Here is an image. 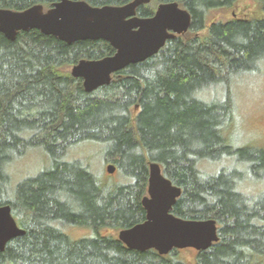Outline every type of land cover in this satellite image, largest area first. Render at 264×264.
I'll use <instances>...</instances> for the list:
<instances>
[{"label":"trees","instance_id":"16d2710c","mask_svg":"<svg viewBox=\"0 0 264 264\" xmlns=\"http://www.w3.org/2000/svg\"><path fill=\"white\" fill-rule=\"evenodd\" d=\"M55 1L0 0V7L47 9ZM169 1L189 10V29L90 93L68 69L82 58L113 54L107 41L66 43L36 29L13 40L0 33V205L8 204L25 230L0 251V264H183L176 249L163 256L131 250L112 233L145 219L140 200L150 161L181 188L174 215L217 222L219 240L198 251L196 264H264V191H242L264 167V150L227 144L232 90L216 94L264 61V0H251L248 12L241 11L242 0H150L137 14L151 16ZM214 8L230 16L206 28ZM82 142L103 149L116 180H102L85 158L67 159ZM35 147L49 157L48 166L11 186L7 166ZM230 158L238 166H215ZM64 224L90 233L74 239Z\"/></svg>","mask_w":264,"mask_h":264},{"label":"water","instance_id":"95a60500","mask_svg":"<svg viewBox=\"0 0 264 264\" xmlns=\"http://www.w3.org/2000/svg\"><path fill=\"white\" fill-rule=\"evenodd\" d=\"M149 1L93 6L85 0H57L47 9L39 3L22 10L0 7V33L13 40L20 31L36 29L66 43L107 41L115 50L113 54L97 59L82 58L70 69L71 76L80 78L83 90L90 93L109 84L116 72L157 54L169 39L189 29L191 13L176 1L159 3L151 16L138 15L137 8ZM115 170L114 164L106 165L108 173ZM146 193L140 200L145 219L117 233V239L126 248L153 249L163 256L174 249L206 251L218 242L215 219H188L171 212L181 188L163 174L155 161L148 163ZM24 233L11 207L0 205V251L11 239Z\"/></svg>","mask_w":264,"mask_h":264},{"label":"rangeland","instance_id":"374dc122","mask_svg":"<svg viewBox=\"0 0 264 264\" xmlns=\"http://www.w3.org/2000/svg\"><path fill=\"white\" fill-rule=\"evenodd\" d=\"M239 5L247 9H241L243 12H248L253 8L251 0H242ZM237 8L233 10L236 11ZM249 8L251 9L248 10ZM241 11H239V14ZM229 16L230 14H225L221 8L211 9L207 13L205 26L207 28L212 23L225 20ZM206 28L199 33H205ZM227 87L232 90L234 102V118L225 130L227 144L233 148L264 150V61L257 71L248 72L240 78H236L231 81V85H223L216 91V94L221 95ZM211 95L212 92H208L207 96L206 92L204 93L205 97ZM102 150L96 144L82 142L70 148L66 157L67 159L85 158L90 163L91 170L98 174L102 180L114 181L118 178V173L116 170L112 174L106 171V165L113 163L103 159ZM233 161L230 158L215 166L224 164L230 166ZM234 162H236V158ZM48 164L49 157L40 148L35 147L27 150L26 153L11 161L7 166V172L12 178L11 186L26 177L36 176ZM235 164L238 166L239 163L236 162ZM209 168H213V165ZM253 176L252 179L250 178L242 185V191L245 193L257 194L264 191V167H259ZM145 194H147L146 188ZM13 216L16 218L15 215ZM62 230L74 239L86 237L90 233L86 227L69 224H64ZM112 233L117 237L118 231H112ZM197 253L198 251L193 248L180 249L176 254V258L180 259L183 264H196Z\"/></svg>","mask_w":264,"mask_h":264}]
</instances>
